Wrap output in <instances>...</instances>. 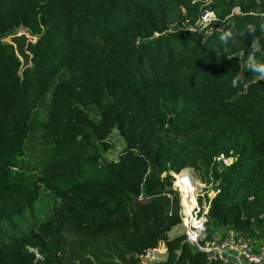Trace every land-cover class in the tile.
I'll return each mask as SVG.
<instances>
[{
	"label": "trees",
	"instance_id": "1",
	"mask_svg": "<svg viewBox=\"0 0 264 264\" xmlns=\"http://www.w3.org/2000/svg\"><path fill=\"white\" fill-rule=\"evenodd\" d=\"M20 30L35 37L22 73L4 40ZM253 41L264 63V0H0V264H145L161 244L150 264H225L168 234L185 168L214 192L205 239L263 245ZM114 129L125 145L105 158L92 139L107 150Z\"/></svg>",
	"mask_w": 264,
	"mask_h": 264
},
{
	"label": "built area",
	"instance_id": "2",
	"mask_svg": "<svg viewBox=\"0 0 264 264\" xmlns=\"http://www.w3.org/2000/svg\"><path fill=\"white\" fill-rule=\"evenodd\" d=\"M203 2L207 5L210 3V0H203ZM234 12H239L237 7L234 9ZM213 19H215L213 11L205 8L202 10L196 26L192 27L191 30L203 28ZM185 198H188L187 194ZM200 204L196 203L195 200L189 206V211L185 214L184 218H182L183 233L188 243L206 253L209 259L225 264H264V244L255 247L253 241L236 235L232 230L226 229L223 232L217 233L211 239H205L208 204L205 203L204 206ZM183 211L185 213V208ZM157 248L148 249L141 255L145 264L157 262L154 260V253L158 250Z\"/></svg>",
	"mask_w": 264,
	"mask_h": 264
},
{
	"label": "rangeland",
	"instance_id": "3",
	"mask_svg": "<svg viewBox=\"0 0 264 264\" xmlns=\"http://www.w3.org/2000/svg\"><path fill=\"white\" fill-rule=\"evenodd\" d=\"M198 1H203V0H198ZM5 38L4 40H6ZM93 112V111H92ZM93 143L96 145L97 148H99V152L105 157V158H112L116 159L118 152L124 147L125 142L123 138L120 136L119 132L117 129H114L111 134L109 135L108 142L111 145V147L107 150L103 149L102 146L98 144V141L93 138L92 139ZM226 163L230 162L231 159H225L224 160ZM172 176L174 177V180L172 181V189L177 191L179 199H180V216L181 219L184 218L185 214L189 211V206H191L194 201L196 200V203H199V199L201 198V204L203 205L206 203L208 204V200L214 195V192L211 190H208L209 192L207 193L208 200L205 197V189L206 185L201 182L199 174L193 170L192 168H185L181 170L179 173H171ZM182 174H187L190 176L192 181L194 182L195 190L192 192V190L185 191L186 189L185 186L186 184L184 183L183 180L177 179V175H182ZM184 193L188 195V198H185ZM195 199V200H194ZM188 207V208H187ZM185 208V213L183 209ZM184 232V227L182 225V222L178 225H176L168 234L170 237H173L177 234L183 233ZM158 250L154 253V260L155 261H160L165 258V247L163 244H161L158 248Z\"/></svg>",
	"mask_w": 264,
	"mask_h": 264
},
{
	"label": "water",
	"instance_id": "4",
	"mask_svg": "<svg viewBox=\"0 0 264 264\" xmlns=\"http://www.w3.org/2000/svg\"><path fill=\"white\" fill-rule=\"evenodd\" d=\"M6 38L7 39L5 41L14 46L16 56L21 62L19 71L22 73L26 67L30 66L32 55L27 48L29 42L35 41V37L31 36L27 31L22 30L11 34Z\"/></svg>",
	"mask_w": 264,
	"mask_h": 264
},
{
	"label": "clouds",
	"instance_id": "5",
	"mask_svg": "<svg viewBox=\"0 0 264 264\" xmlns=\"http://www.w3.org/2000/svg\"><path fill=\"white\" fill-rule=\"evenodd\" d=\"M249 30L254 31L253 26L250 25ZM228 35H230V33ZM258 43H259L258 41H253L252 43L253 51L249 54L245 66L253 73L257 74V78L259 80H264V63H260L255 59V52L258 50ZM235 84H236V79L233 80V85L235 86Z\"/></svg>",
	"mask_w": 264,
	"mask_h": 264
},
{
	"label": "bare ground",
	"instance_id": "6",
	"mask_svg": "<svg viewBox=\"0 0 264 264\" xmlns=\"http://www.w3.org/2000/svg\"><path fill=\"white\" fill-rule=\"evenodd\" d=\"M20 31H22V30H20ZM184 189H186L185 191H188L189 190V187L187 186V184H186V186H185Z\"/></svg>",
	"mask_w": 264,
	"mask_h": 264
}]
</instances>
